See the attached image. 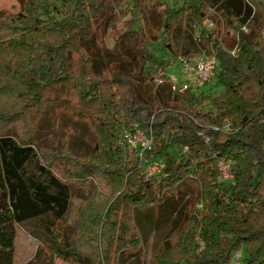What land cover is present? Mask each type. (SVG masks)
<instances>
[{
  "label": "trees",
  "instance_id": "obj_1",
  "mask_svg": "<svg viewBox=\"0 0 264 264\" xmlns=\"http://www.w3.org/2000/svg\"><path fill=\"white\" fill-rule=\"evenodd\" d=\"M143 5L159 17L148 34L138 21ZM128 10L129 44L116 30L111 51L120 56L123 50L132 71L109 64L96 72L92 45L103 43L108 21ZM213 13L225 38L235 39L236 55L209 33L205 20ZM184 24L217 59L214 76L201 86L176 85L168 74L179 60L175 32ZM262 30L264 0H21L17 11L1 9L0 264H14L17 225L39 219L48 223L50 261L36 257L26 264H53L54 257L109 264L113 244L118 256L133 250L140 261L136 213L167 212L168 204L176 211L180 184L197 196L162 251L151 254L152 264H264ZM153 43L162 47L157 55ZM136 84L149 100L141 99ZM57 96L87 123L94 137L90 153L42 147L27 126ZM125 129L152 137L142 158L119 145ZM146 161L160 172L146 176ZM221 162L231 179H221ZM91 179L102 193L95 190L98 200L77 209L79 235L94 244L86 252L54 227L72 210L70 187L86 190Z\"/></svg>",
  "mask_w": 264,
  "mask_h": 264
},
{
  "label": "rangeland",
  "instance_id": "obj_2",
  "mask_svg": "<svg viewBox=\"0 0 264 264\" xmlns=\"http://www.w3.org/2000/svg\"><path fill=\"white\" fill-rule=\"evenodd\" d=\"M166 1L168 3H173L176 0ZM20 6L21 0H0V10L6 9L14 12L17 11ZM131 17V11L128 10L124 15L114 20H109L106 25L103 43L92 45V57L94 59L93 68L96 72H100L102 69L107 68L109 64H117L116 67L122 70L132 71L134 63L131 58L125 56L123 50H119L120 56H115V53L111 51L115 43L113 34L116 30L119 36L123 37V35H125L123 37L125 45L129 44L127 39L128 35H126V23ZM138 19L139 23L144 27L145 34H148V31L159 22L157 12L148 5H143L139 9ZM214 21L215 25H211V22ZM218 22L221 23L219 16L213 13L207 17L205 25L211 35L219 37L218 39L221 41L222 47L226 50L234 44L235 39L231 34L225 38L226 35L224 34L222 23L218 26ZM189 31L188 25L184 24L175 32L176 38L174 45L177 48L178 57L197 58L202 54H207L203 49H200L195 39L190 38ZM151 47L154 49L155 55L158 54L159 50H162L159 44L153 43ZM114 60L116 62H113ZM173 63L172 67L168 69V74L176 85L180 83L182 86H201V84H203L193 78L186 79L180 60ZM213 83L212 80L208 84L212 87ZM151 84L154 86L155 82L153 81ZM136 91L142 100H149L148 95L143 92L138 84H136ZM66 100L67 99L62 96L53 98L51 104H48V107H46L39 116L34 117V115H32L30 119L26 121L27 126L33 127L36 140L42 147L54 149L65 147L73 154H88L91 151L94 139L93 134L85 121L76 120L65 109L66 106H68ZM221 179L224 180L223 178ZM97 186L100 187L99 182L95 179H91L88 189L86 190L71 186L70 192L73 200L72 210L66 221L58 223L57 226L54 227L55 231L65 232L68 238L72 237V239H76V243H78L79 247L86 252H92L94 244L92 241L90 242V240H86V238L82 237V234L79 235L80 217L77 213V209L81 205L88 204L92 198L98 200V198L94 196ZM177 189L179 191L178 197L181 198L182 202L179 204L176 211H172L171 206L168 204L165 206L167 212H159L157 208L152 207L147 210L145 215L144 211L136 213L135 223L141 239L138 254L141 260L138 261L137 255H131V252H134L133 250L118 256L116 251L117 248L113 244L109 249V264H152L151 254L162 251L166 240L172 235L181 222L185 208L187 207V209H190L193 199L197 196V191L186 184L178 185ZM97 191L102 193L101 189ZM46 225H48V223H45L43 219L30 220L17 225L14 241V264H26L31 260H35L36 257L40 259L44 258L45 260L49 259L50 261V255L45 246V241L48 236ZM238 255L239 252L236 253L235 259H237ZM51 260L53 264H75L72 260L65 261L58 257H54Z\"/></svg>",
  "mask_w": 264,
  "mask_h": 264
},
{
  "label": "built area",
  "instance_id": "obj_3",
  "mask_svg": "<svg viewBox=\"0 0 264 264\" xmlns=\"http://www.w3.org/2000/svg\"><path fill=\"white\" fill-rule=\"evenodd\" d=\"M214 25V22H211ZM244 32H248V28L244 26L242 28ZM264 35V30L261 31ZM231 55H236L237 44L235 43L230 48L226 49ZM180 62L182 63L183 73L186 75V79L193 78L199 82H204L212 78L215 74V68L217 65V59L213 55L202 54L197 58L180 57ZM187 85L183 86L186 87ZM228 128V125H225ZM152 143V137L146 132L135 129H125L122 133V138L119 141L121 147L133 148L138 151V156L143 157V151L150 147ZM161 168L159 165L151 162H145L144 172L146 176H151L158 174ZM220 177L224 180H229L232 174L229 172L228 164L221 162L219 163Z\"/></svg>",
  "mask_w": 264,
  "mask_h": 264
}]
</instances>
